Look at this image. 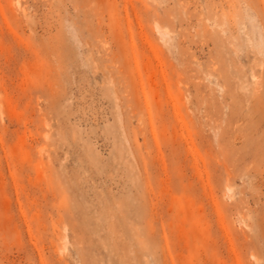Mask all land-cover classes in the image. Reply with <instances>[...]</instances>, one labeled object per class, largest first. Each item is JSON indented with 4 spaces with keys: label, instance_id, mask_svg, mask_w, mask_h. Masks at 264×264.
Listing matches in <instances>:
<instances>
[{
    "label": "rangeland",
    "instance_id": "obj_1",
    "mask_svg": "<svg viewBox=\"0 0 264 264\" xmlns=\"http://www.w3.org/2000/svg\"><path fill=\"white\" fill-rule=\"evenodd\" d=\"M0 264H264V0H0Z\"/></svg>",
    "mask_w": 264,
    "mask_h": 264
},
{
    "label": "bare ground",
    "instance_id": "obj_2",
    "mask_svg": "<svg viewBox=\"0 0 264 264\" xmlns=\"http://www.w3.org/2000/svg\"><path fill=\"white\" fill-rule=\"evenodd\" d=\"M157 29H158V31H160L159 28H157ZM161 34H162V32H161ZM226 190L228 193L231 192V189L229 187H227Z\"/></svg>",
    "mask_w": 264,
    "mask_h": 264
}]
</instances>
